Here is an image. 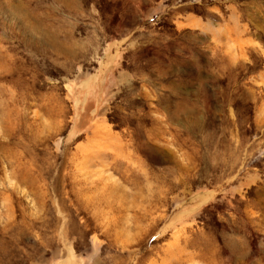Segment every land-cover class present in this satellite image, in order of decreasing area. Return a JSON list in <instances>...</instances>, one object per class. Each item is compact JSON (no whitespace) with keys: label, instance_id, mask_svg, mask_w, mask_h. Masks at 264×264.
Segmentation results:
<instances>
[{"label":"rangeland","instance_id":"rangeland-1","mask_svg":"<svg viewBox=\"0 0 264 264\" xmlns=\"http://www.w3.org/2000/svg\"><path fill=\"white\" fill-rule=\"evenodd\" d=\"M0 264H264V0H0Z\"/></svg>","mask_w":264,"mask_h":264}]
</instances>
